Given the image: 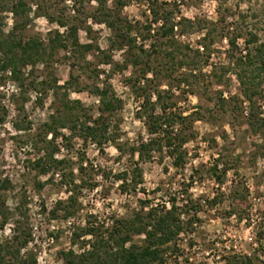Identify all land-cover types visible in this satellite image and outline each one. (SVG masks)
I'll return each instance as SVG.
<instances>
[{"label":"rangeland","instance_id":"1","mask_svg":"<svg viewBox=\"0 0 264 264\" xmlns=\"http://www.w3.org/2000/svg\"><path fill=\"white\" fill-rule=\"evenodd\" d=\"M46 2L51 6L47 12L53 18L66 22L67 28H76L78 44L87 45L90 49L78 56L66 39L65 29L58 28L43 17L33 18L24 31L26 38H36L46 43V39H52L55 32L66 48L47 49L50 57L46 64L36 65L31 69V74H28L29 68L24 69L23 76L28 81H45L47 84L54 80L61 85L69 81L71 72L77 79L80 91L75 92L72 87L68 98L79 101L92 118L97 115V100L90 95L89 89L92 85L109 88L114 97L121 101L120 109L110 118V133L117 144L126 148L135 146L138 138H145V134L140 121L134 118L139 102L133 99L126 83L132 70L129 67L121 72L109 70L111 64L108 58L113 63L121 64L123 53L109 51L110 33L103 25L93 24L87 18L94 8L93 3L85 2L78 7L72 1ZM221 2L229 9L231 18L240 14L244 17L240 25L242 33L256 32L258 38H264V23L260 17L264 0ZM216 7L217 4L210 0H184L179 7V16L215 22ZM121 13L131 23L142 22L146 17L144 5L135 3L125 6ZM6 24L7 29L9 17ZM221 28L224 30V26L218 25L216 30ZM200 38L199 33L191 31L176 41L193 49L201 45ZM242 47V42L237 41V48L241 50ZM210 50L208 64L214 68L211 71L209 66H205L200 71L197 83L191 88L192 93H188L182 85L176 89L174 80L168 82L172 90L170 102L175 105L171 111L181 116L197 112L199 116L183 131L189 136L184 145L186 156L183 168L174 169L168 158L138 163L141 171L139 188L145 194L158 186L178 194H182L180 191L183 188L199 204L197 222L190 233L180 237L177 253L165 264H223L232 256L247 259L249 264H264V136L249 131L246 125L247 106L233 99L237 97L241 100L234 77L228 74L221 81L217 80L218 66L227 64L224 55L226 40L217 41ZM95 71L98 74L96 79L91 78ZM166 89L165 81H161L160 90ZM218 93L224 102L222 108L217 100ZM19 97L16 85L9 81L0 84V105L7 111V117L0 125V180H7L6 190L0 192L1 199L11 212L17 203L24 201L31 233L28 248L37 264H62L57 253L69 248L72 228L81 226L85 217L93 216L98 223L107 224L112 218L128 217L138 208V200H143L144 195L140 191L121 194L119 183L113 179L124 168H132L136 157L130 159L125 149L119 155L111 144L99 151L90 144L82 145L76 139L66 143L57 138L55 146L58 153L55 158L69 160L75 169L73 176L76 180H82L85 186L74 191L79 204L78 213L66 221L61 219V213L55 219L50 218L49 211L57 201L68 197V189L59 181L58 173L40 175L32 168L31 163L38 153L33 149L31 140L37 139L41 124L56 104L55 97L47 89L41 92V96L26 91L23 94V120L22 117L17 118L15 111L20 103ZM257 106L264 120V102L259 101ZM14 121L27 123L29 130L14 131L11 126ZM61 132L66 134L65 131ZM48 139L49 136L46 137ZM213 166H216L217 172L225 170L221 185L211 174ZM77 167L81 172L78 173ZM230 189L243 197L241 204L234 201ZM161 194L163 196L161 192L155 195V202L165 200L163 197L161 199ZM13 222L14 219H10L0 231V241L9 236Z\"/></svg>","mask_w":264,"mask_h":264},{"label":"trees","instance_id":"2","mask_svg":"<svg viewBox=\"0 0 264 264\" xmlns=\"http://www.w3.org/2000/svg\"><path fill=\"white\" fill-rule=\"evenodd\" d=\"M46 1L0 0V84L9 81L16 85L20 103L15 111L17 118L22 117V120L25 119L23 94L26 91L41 96V92L47 89L55 97L56 104L41 124L37 139L31 140L33 149L38 153L31 163L32 168L40 175L58 173L59 181L68 189V197L57 201L49 211L50 218L55 219L61 213V219L66 221L78 213L79 204L74 191L85 186L82 180H76L73 176L75 169L69 160L55 158L58 153L55 146L57 138L66 143L76 139L82 145L90 144L99 151L111 144L119 155L125 149L130 159L136 157V162L132 168H124L116 173L113 179L119 183L121 194L140 191L144 195L143 200H138V208L128 217L112 218L107 224L98 223L93 216L85 217L81 226L72 228L69 248L58 252V259L62 264H165L177 253L180 237L191 232L199 211L198 202L192 200L183 188L180 191L182 194L171 193L163 186L147 194L139 188L141 171L138 163L168 158L174 169L183 168L186 156L184 145L189 139L183 131L199 117L197 112L181 116L171 111L175 105L170 102L172 90L168 82L174 80L176 89L182 85L188 93H192L191 88L197 83L200 71L205 66H209L211 71L214 68L208 64L210 48L217 41L226 40L224 55L227 64L218 66L217 80L221 81L228 74L234 77L241 100L237 97L233 99L239 104H246L249 131L264 136V120L257 106L259 101L264 102V38H258L256 32L242 33L240 25L244 17L240 14L231 18L229 9L221 0H210L217 4L215 22L180 17L179 7L184 0H59L61 3L72 1L78 7H82L85 2L93 3L94 8L87 18L93 24L103 25L110 33L109 51L123 53L121 64L113 63L108 58L111 64L109 70L121 72L127 67L132 70V76L128 77L126 83L133 99L139 102L134 118L140 121L145 138H138L135 146L126 148L116 143V138L109 130L111 116L121 107V101L114 97L109 88L92 85L89 89L90 95L97 100V115L92 118L79 101L68 98L72 87L75 92L80 91L77 79L71 72L69 81L61 85H57L54 80L47 84L45 81H28L23 76L24 69L29 68L28 74H31V69L36 65L46 64L50 57L47 49L66 48L55 32V36L46 39V43L36 38H26L24 31L33 18L43 17L58 28L65 29L66 39L73 53L78 56L81 57L82 51L90 49L87 45L78 44L76 28H67L66 22L53 18L47 12L51 6ZM130 3L144 5V21L131 23L122 16V9ZM8 17L10 24L6 29ZM260 17L264 23V9ZM218 25L224 26V30L221 28L217 31ZM191 31L201 35V45L193 49L176 41ZM239 40L243 45L241 50L237 48ZM97 77V72H92L91 78ZM161 81H165L166 90H160ZM217 100L222 108L224 102L220 93ZM6 117L7 111L0 105V125ZM11 126L16 132L29 130L28 124L23 121H14ZM78 169V173L81 172ZM211 174L221 185L225 170L217 172L216 166H213ZM6 188L7 180H0V192ZM160 192L163 193L161 199L163 197L165 200L155 202L154 197ZM230 193L234 201L242 203L243 197L238 192L230 189ZM24 207V201L17 203L11 212L5 207L0 195V231L10 219H14L9 236L0 241V264H37L28 248L31 233ZM222 263L249 264L250 261L232 256Z\"/></svg>","mask_w":264,"mask_h":264},{"label":"built area","instance_id":"3","mask_svg":"<svg viewBox=\"0 0 264 264\" xmlns=\"http://www.w3.org/2000/svg\"><path fill=\"white\" fill-rule=\"evenodd\" d=\"M182 38V37H181Z\"/></svg>","mask_w":264,"mask_h":264}]
</instances>
